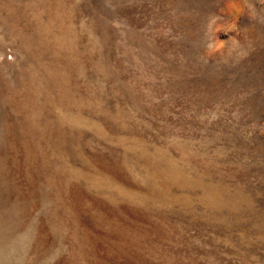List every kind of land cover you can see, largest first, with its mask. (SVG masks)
<instances>
[{
    "label": "rangeland",
    "instance_id": "1",
    "mask_svg": "<svg viewBox=\"0 0 264 264\" xmlns=\"http://www.w3.org/2000/svg\"><path fill=\"white\" fill-rule=\"evenodd\" d=\"M0 264H264V0H0Z\"/></svg>",
    "mask_w": 264,
    "mask_h": 264
}]
</instances>
